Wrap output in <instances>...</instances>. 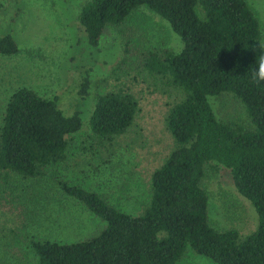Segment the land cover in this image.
<instances>
[{
  "label": "trees",
  "instance_id": "16d2710c",
  "mask_svg": "<svg viewBox=\"0 0 264 264\" xmlns=\"http://www.w3.org/2000/svg\"><path fill=\"white\" fill-rule=\"evenodd\" d=\"M142 6L167 22L183 44L180 52H143L136 65L145 82L150 78L169 96L164 126L173 146L151 173L149 200L136 215L59 180L62 193L99 218L104 229L72 243L31 240L38 264H176L187 249L214 264H264V81L252 79L262 41L259 22L246 0H84L78 23L87 44L96 48L107 26L121 31ZM17 52L14 37L0 35V55ZM119 68L115 71H123ZM88 88L89 70L78 78L76 95L84 99ZM222 94L240 105L235 119L215 116L209 98ZM138 110L130 90L96 95L90 145L111 150ZM80 128L79 112L65 115L57 98L18 88L0 126V179L5 182L10 173L45 177L66 160L67 136ZM212 163L229 171L238 194L254 208L257 224L251 233L210 225L202 181Z\"/></svg>",
  "mask_w": 264,
  "mask_h": 264
},
{
  "label": "rangeland",
  "instance_id": "374dc122",
  "mask_svg": "<svg viewBox=\"0 0 264 264\" xmlns=\"http://www.w3.org/2000/svg\"><path fill=\"white\" fill-rule=\"evenodd\" d=\"M84 0H0V35L11 34L18 52L0 55V126L7 102L18 88L57 98L65 115L80 113L81 128L67 136L66 160L42 178L10 173L0 179V264H38L30 241L72 243L96 236L104 223L76 200L64 195L58 181L94 191L126 213L138 214L149 200L151 173L169 154L173 140L164 126L170 99L151 79L136 71L143 52L183 47L167 22L142 6L121 31L107 26L96 48L78 23ZM259 22L264 41V0H246ZM123 61V65L121 62ZM117 66L120 70L115 71ZM118 69V70H119ZM89 70L88 94L77 95L78 78ZM130 90L139 110L133 126L110 149L90 145L89 118L95 96ZM219 121L235 119L240 105L229 95L210 97ZM209 196L208 219L217 230L241 235L255 230L257 215L238 194L229 171L212 163L202 181ZM176 264H214L190 249Z\"/></svg>",
  "mask_w": 264,
  "mask_h": 264
},
{
  "label": "clouds",
  "instance_id": "9594fccd",
  "mask_svg": "<svg viewBox=\"0 0 264 264\" xmlns=\"http://www.w3.org/2000/svg\"><path fill=\"white\" fill-rule=\"evenodd\" d=\"M260 54L256 58V69H252V79L254 82L259 83L260 81H264V41H258Z\"/></svg>",
  "mask_w": 264,
  "mask_h": 264
}]
</instances>
